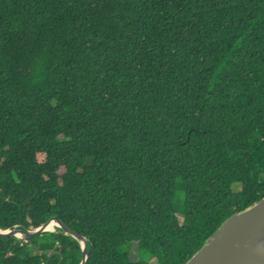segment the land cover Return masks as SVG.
Masks as SVG:
<instances>
[{
    "label": "trees",
    "instance_id": "1",
    "mask_svg": "<svg viewBox=\"0 0 264 264\" xmlns=\"http://www.w3.org/2000/svg\"><path fill=\"white\" fill-rule=\"evenodd\" d=\"M262 198L264 0H0L1 230L186 264ZM81 261L0 236V264Z\"/></svg>",
    "mask_w": 264,
    "mask_h": 264
},
{
    "label": "water",
    "instance_id": "2",
    "mask_svg": "<svg viewBox=\"0 0 264 264\" xmlns=\"http://www.w3.org/2000/svg\"><path fill=\"white\" fill-rule=\"evenodd\" d=\"M49 225H55L53 231L47 229ZM56 228L80 243V264H87V239L58 219H51L28 234L0 229V236L29 241L44 232H55ZM186 264H264V198L229 217Z\"/></svg>",
    "mask_w": 264,
    "mask_h": 264
},
{
    "label": "bare ground",
    "instance_id": "3",
    "mask_svg": "<svg viewBox=\"0 0 264 264\" xmlns=\"http://www.w3.org/2000/svg\"><path fill=\"white\" fill-rule=\"evenodd\" d=\"M54 228H55V225H49V226L47 227V229H48V230H51V231H53Z\"/></svg>",
    "mask_w": 264,
    "mask_h": 264
},
{
    "label": "rangeland",
    "instance_id": "4",
    "mask_svg": "<svg viewBox=\"0 0 264 264\" xmlns=\"http://www.w3.org/2000/svg\"><path fill=\"white\" fill-rule=\"evenodd\" d=\"M239 189H240V186H236L235 190H237V191H238Z\"/></svg>",
    "mask_w": 264,
    "mask_h": 264
}]
</instances>
